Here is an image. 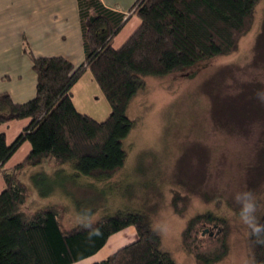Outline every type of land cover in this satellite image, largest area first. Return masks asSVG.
Returning a JSON list of instances; mask_svg holds the SVG:
<instances>
[{
	"label": "trees",
	"instance_id": "trees-1",
	"mask_svg": "<svg viewBox=\"0 0 264 264\" xmlns=\"http://www.w3.org/2000/svg\"><path fill=\"white\" fill-rule=\"evenodd\" d=\"M259 0H136L128 12L107 7L102 0H78L85 60L74 65L63 56H33L36 95L15 102L0 95V125L29 119L11 143L0 130V264H71L97 253L116 232L134 226L137 239L91 264H178L161 248V235L144 210L116 211L95 222L62 226L65 213L50 204L31 213L21 207L30 189L18 174L45 158L71 162L79 174L109 178L123 168L124 139L136 121L126 114L142 87L141 76H164L217 55L231 53L245 33ZM132 15L139 26L119 47L115 36ZM86 70L110 106L104 120L77 109L72 88ZM31 149L12 166L8 160L24 142ZM176 202V201H175ZM177 211H181L176 203ZM251 219L249 244L254 264H264V210ZM218 220L210 214L192 217L183 231L185 250L196 264H215L228 252L227 236L197 237V231ZM199 227V228H198ZM204 231V230H203Z\"/></svg>",
	"mask_w": 264,
	"mask_h": 264
},
{
	"label": "rangeland",
	"instance_id": "rangeland-1",
	"mask_svg": "<svg viewBox=\"0 0 264 264\" xmlns=\"http://www.w3.org/2000/svg\"><path fill=\"white\" fill-rule=\"evenodd\" d=\"M139 22L134 15L113 45L121 46ZM91 80L96 83L88 70L73 87L77 98ZM141 82L126 109L136 123L124 139L123 168L99 179L79 174L71 162L45 158L18 174L30 189L21 209L31 213L60 204L64 228L116 211H147L161 248L178 264H196L182 234L192 217L210 214L218 220L201 225L197 237L227 236L228 252L215 264H254L249 225L264 210V0L231 53L164 76L144 75ZM97 89L86 108L110 110ZM11 125L9 143L23 128L22 122ZM30 149L24 142L7 165L21 162ZM3 188L0 176V192Z\"/></svg>",
	"mask_w": 264,
	"mask_h": 264
},
{
	"label": "crops",
	"instance_id": "crops-1",
	"mask_svg": "<svg viewBox=\"0 0 264 264\" xmlns=\"http://www.w3.org/2000/svg\"><path fill=\"white\" fill-rule=\"evenodd\" d=\"M102 1L109 8L126 13L136 0ZM33 56H63L74 65L85 60L78 0H0V95L8 93L13 101L19 103L36 95ZM74 88L73 99L79 111L97 120H104L109 115L107 108L85 106V101L93 99V93H98L94 81L91 80V86L78 98L76 92L79 91ZM25 121L29 119H14L0 125V130L6 132L7 141L11 124L22 122L24 127L28 123ZM137 236L136 228L129 226L114 233L97 253L71 264H91L101 260L135 241Z\"/></svg>",
	"mask_w": 264,
	"mask_h": 264
},
{
	"label": "water",
	"instance_id": "water-1",
	"mask_svg": "<svg viewBox=\"0 0 264 264\" xmlns=\"http://www.w3.org/2000/svg\"><path fill=\"white\" fill-rule=\"evenodd\" d=\"M207 232V229H205L204 231H203V233H206Z\"/></svg>",
	"mask_w": 264,
	"mask_h": 264
}]
</instances>
